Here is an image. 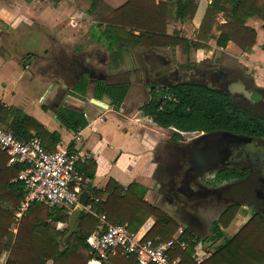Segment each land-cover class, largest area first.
I'll return each mask as SVG.
<instances>
[{"label":"trees","instance_id":"trees-1","mask_svg":"<svg viewBox=\"0 0 264 264\" xmlns=\"http://www.w3.org/2000/svg\"><path fill=\"white\" fill-rule=\"evenodd\" d=\"M197 8L198 0H126L117 8L110 7L103 0H92L90 15L97 21L98 30L95 27L90 29L89 37L97 42L103 41L117 64L134 46L152 49L182 44L184 51L189 53L191 47H208L211 38L216 39L218 46L225 47L228 41H233L246 51L256 43L257 31L246 21L253 16L264 18V0H211L196 39L182 36L179 30L168 34L170 23L193 18ZM220 11L226 12L228 18L226 22L216 24L220 32L215 34L212 30L217 22L215 14ZM31 55L28 53L23 59ZM73 56L68 53L63 57L61 53L57 57V67L76 78L71 87L73 94L85 97L89 73L79 67ZM190 65L188 62L185 66ZM94 85L93 96L100 100L106 96L117 108L124 102L130 87L129 83H110L101 78ZM141 110L157 125L176 128L175 139L182 137L181 132L197 130L264 135V121L236 102L227 89L215 83L179 81L159 91L154 89ZM55 114L64 126L74 131L87 125L82 112L59 109ZM0 123L24 139L39 136L49 150H53L60 140L58 132H49L34 117L1 100ZM69 149L72 150L71 146ZM20 168L19 164H10L7 154L0 150V257L4 251H9L5 264H47L49 261L52 264H86L91 257L101 258L97 249L87 241L100 225L101 231L105 229L96 215L98 213L105 214L107 222L125 223L136 231L152 217L154 222L146 236L155 239H169L179 227L172 216L145 198L147 188L142 183L132 181L123 186L111 178L104 189H95L93 198L87 199L90 210L81 211L75 230L66 238L70 226L56 228L48 221V215L58 212L59 220L69 222L67 208H51L44 202L30 204L14 233L11 227L23 190L17 179ZM95 171L93 159L82 164L81 171H77L83 179L82 184L93 179ZM227 177L223 174L220 180ZM237 209V206H229L212 221V234L208 238L214 246L203 260H197L195 246L198 240L195 238L198 236L190 227L184 230L186 246L177 247L171 255L180 256L182 262L188 264H264V216L261 212L253 213L233 235L227 237L224 234L223 228L231 223ZM219 240L222 242L217 243ZM115 255L128 264L135 263L134 256H126L120 251ZM116 256L110 257V261L115 262Z\"/></svg>","mask_w":264,"mask_h":264},{"label":"crops","instance_id":"crops-1","mask_svg":"<svg viewBox=\"0 0 264 264\" xmlns=\"http://www.w3.org/2000/svg\"><path fill=\"white\" fill-rule=\"evenodd\" d=\"M103 1L110 7L117 8L126 0ZM62 5L54 6L51 0H0V73H4V78H0V100L8 106L22 109L43 124L49 132H58L60 140L54 149L57 146H71L72 150L79 155L77 171H81L82 164L89 159L96 162L93 179H87V182L82 184L83 191L87 192L88 198H93L95 189H104L111 178L123 186H127L132 181H138L147 188L145 198L168 213L166 211L168 207L156 201L159 197L162 198V182L153 174V170L160 159L158 143L160 139L167 140L169 137L163 134L164 127L157 125L143 113L141 106L132 104V82L134 80L132 62L128 64L126 62L128 59H123L118 64L115 63L111 59L110 50L102 42L93 39L89 44L78 42L79 35L89 34V30L93 27L98 30L97 21L88 14L91 8L86 11L82 9L65 10ZM207 6L208 0H201L192 19L193 39H196V32ZM255 21L254 17L246 21L247 25L254 27L257 31V41L251 50L246 51L233 41H228L225 47H221L217 45L215 38H211L208 41L209 47L200 48V50L192 48L186 57L195 61L194 65L201 69H205V66L210 64L214 65L216 61L228 68H242L244 70H240L250 78L247 68L255 67L264 79V28L259 30L256 25L252 24ZM170 27L171 25L168 26V34L172 33ZM40 29L44 32L43 36L40 34ZM212 30L215 32V25ZM19 39L27 42L22 49L16 48V41ZM56 43L62 45V50L74 55L80 68L93 71L94 78L89 81L85 97L76 96L71 91L76 78L69 72L63 71L65 75L68 74L69 80V82H64L55 77H43L45 72H34L31 69L34 60L45 57L37 52V48L48 49L50 52L52 45ZM169 47L152 49L164 50ZM180 47L182 46L177 45L176 49L179 50ZM215 50L218 52L215 53ZM28 53L32 55L23 59ZM124 66L126 68H122ZM162 70L161 67L156 70L154 76L150 77H157ZM135 71L137 73V70ZM138 75L135 74L134 77ZM99 78H104L110 83L130 84L127 96L118 108L106 96L101 101L107 104L108 108L92 101V98H95L93 96L94 84ZM262 79L257 78L256 81L264 86ZM59 109L82 112L87 125L77 131L67 128L56 117L55 113ZM31 132L35 133L34 130ZM154 183L155 186H153ZM78 207L82 208L81 211L90 210V206L82 200L76 208ZM74 209L67 208L66 211L71 214ZM17 212L18 208L15 212L16 219L11 227L14 233L17 232L21 219L27 211L21 216ZM172 217L179 223V226H187L186 224L189 223ZM58 218V212L48 215V221L56 228L63 229L70 226L69 222H62ZM153 222L154 218H149L141 230L147 232ZM101 226L90 236H97L102 232ZM187 227H190L196 236L199 235L190 225ZM69 232L70 230L65 238L72 233ZM95 239L92 238L93 241ZM195 240H198L195 246L197 260L201 261L209 255L214 245L210 238H195ZM115 254L116 252L108 251L105 255H101V258L91 257L86 264L129 263ZM8 255V250L2 253L0 257L2 264H5ZM114 256L117 258L116 261H110L109 258H115ZM47 264H52V262L49 261ZM134 264H137L136 261Z\"/></svg>","mask_w":264,"mask_h":264},{"label":"flooded vegetation","instance_id":"flooded-vegetation-1","mask_svg":"<svg viewBox=\"0 0 264 264\" xmlns=\"http://www.w3.org/2000/svg\"><path fill=\"white\" fill-rule=\"evenodd\" d=\"M172 64L165 62L161 76L146 80L149 95L154 89L159 91L179 81L215 83L264 121V86L240 69L225 67L219 61L205 69L193 63ZM147 72L151 74L152 70L148 68ZM194 132L191 139L181 143L160 139V159L153 174L160 179L166 177L161 184L162 206L167 204L168 213L182 220H187L189 207L201 203L222 208L221 213L229 206L245 203L253 207V213L259 211L264 216V135L223 130ZM223 174L228 177L220 180ZM192 220L193 224L197 219Z\"/></svg>","mask_w":264,"mask_h":264},{"label":"built area","instance_id":"built-area-1","mask_svg":"<svg viewBox=\"0 0 264 264\" xmlns=\"http://www.w3.org/2000/svg\"><path fill=\"white\" fill-rule=\"evenodd\" d=\"M0 150L7 154L10 164L21 165L17 179L23 190L18 215L21 216L33 202H44L51 208L77 207L83 191L82 177L76 170L79 155L69 147L45 148L41 139L19 137L16 132L0 123ZM87 182V181H86ZM98 198H96L97 200ZM105 229L97 236H89L88 243L100 255L120 251L134 256L137 264H188L180 256H172L177 248H184V226L180 225L169 239L146 236V231L131 230L125 223H110L105 214H96ZM92 238H96L95 241Z\"/></svg>","mask_w":264,"mask_h":264},{"label":"rangeland","instance_id":"rangeland-1","mask_svg":"<svg viewBox=\"0 0 264 264\" xmlns=\"http://www.w3.org/2000/svg\"><path fill=\"white\" fill-rule=\"evenodd\" d=\"M200 1L198 0V5H200ZM210 1V2H209ZM62 2V4H60ZM51 3L54 6L62 5V7L69 10H76V9H82L83 11H86L87 9L91 8L92 0H51ZM211 3V0H208V6ZM207 6V7H208ZM207 9V8H206ZM88 14H90V10L88 11ZM217 22L215 25V34H218L220 32L218 28H216L217 23H222L227 21V13L226 12H217L215 14ZM256 21L252 23L253 25H256L258 29L264 28V18L259 16H253ZM193 18L186 19L184 21H173L170 23L171 31L173 30H179L181 35L184 37H190L193 39V29L192 26H194V23L192 21ZM40 34L43 36L44 32L40 29ZM257 41V40H256ZM81 44H89L92 42V39H90L89 34L85 35H79V41ZM27 42L23 39H19L16 41V48L22 49L24 45H26ZM102 44L105 45V43L102 41ZM182 47L181 49H176L175 47H169L167 49L161 50V49H147V48H141V47H130L126 54L124 59H128L126 62L129 64V62H132V78L134 79L132 82V104H136L137 106H142L150 97L149 95V85L147 84L146 80L150 76H154L156 73L154 71L160 69L162 66H164L165 62L168 61V63H173L172 65L181 64L182 66H185L188 62H193L192 59L187 58L186 56L189 55V53H186L184 51V46L182 44H179ZM209 47V46H208ZM194 48L195 50H200V48L191 47L190 50ZM205 48V47H203ZM37 52L40 53V55H44V58H38L37 60H34V64L31 65V69L36 72H45V76L47 78H53L55 79H61L64 82H69L68 80V74L65 75L63 70L58 69L56 67V56H61V53L63 54V57L67 56V52L65 50H62V45L56 43L55 45H52L50 52L48 49L44 48H37ZM190 52V51H189ZM218 50H215V53H217ZM220 56V55H219ZM222 60L221 57H218ZM125 63V64H127ZM242 64V63H241ZM140 67V68H139ZM126 68V66L122 67ZM138 68V69H137ZM148 68L152 70V73L149 74L147 72ZM182 68V67H181ZM156 69V70H155ZM241 70H244L242 68H238ZM134 70H137L134 72ZM154 70V71H153ZM185 70H187L185 68ZM247 72L250 74L252 78H254V82L256 83L257 78H261V73H259V70L255 67H248ZM135 74H139L136 78L134 77ZM150 75V76H149ZM161 76V75H159ZM4 78V73H0V78ZM264 80V79H262ZM157 88H160L159 85H157ZM3 124V123H2ZM5 125V124H3ZM7 126V125H5ZM165 130L162 131L166 137H169L170 142H183V140H189L191 137L196 133L194 131L191 132H181L182 138L175 139L171 134L178 132L176 128H164ZM162 134V133H161ZM167 137V138H168ZM160 142V141H159ZM159 148L161 149V144L158 143ZM165 176L161 179L162 181H165ZM211 179V178H208ZM155 186V183L154 185ZM161 197L157 199V203L162 204ZM165 207H168L166 204H164ZM169 209V208H168ZM222 208H217L214 205L210 203H201L199 205L189 207L187 210L189 212V216L187 215L186 219L184 221L191 222L192 219H197L195 222H192L186 224L187 226L190 225L199 235L198 238H208L212 234V221L216 219L219 214L221 213ZM253 207H248L247 204H243V206L238 207L237 212L232 219L231 223H229L228 227L223 228L225 236L229 237L236 233L243 224L253 215ZM167 211V210H166ZM187 226H184L187 227ZM222 240H219L217 243H221ZM0 264L1 261H0Z\"/></svg>","mask_w":264,"mask_h":264},{"label":"water","instance_id":"water-1","mask_svg":"<svg viewBox=\"0 0 264 264\" xmlns=\"http://www.w3.org/2000/svg\"><path fill=\"white\" fill-rule=\"evenodd\" d=\"M85 71H87L89 73V81L92 80V78H94V74H93V71L86 68ZM101 79H104V78H101ZM92 101H94L95 103L103 106V107H106L108 108V105L105 104L104 102H102L101 100L99 99H96V98H92ZM80 199L83 201V202H87V199H88V194L86 191H82L80 193ZM81 207H78V208H75L72 213L70 214V218H69V225H70V232H73L76 228V221H77V218L81 212Z\"/></svg>","mask_w":264,"mask_h":264}]
</instances>
